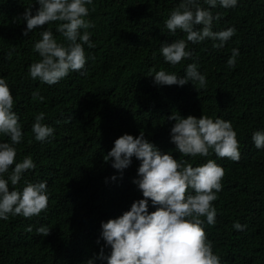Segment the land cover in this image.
<instances>
[{
  "label": "trees",
  "instance_id": "obj_1",
  "mask_svg": "<svg viewBox=\"0 0 264 264\" xmlns=\"http://www.w3.org/2000/svg\"><path fill=\"white\" fill-rule=\"evenodd\" d=\"M181 2L92 0L85 19L93 25L87 31L94 46L83 45L84 69L48 85L30 76V66L41 59L34 46L46 30L66 46L68 41L57 31L62 22L25 36L23 16L27 8L36 14L37 0H0V78L10 87L23 132L22 142L14 145L15 162L31 157L35 164L17 185L9 180V190L46 181L49 197L47 209L37 216L9 214L0 219V264H81L98 251L104 241L102 222L118 218L143 199L133 183L141 162L133 157L121 173L104 157L120 136L139 137L141 131L162 153L193 167L215 160L225 169L222 190L213 201L215 224L201 217L207 239L221 264H264V149L252 140L254 132L264 129V0H237L231 8L221 7L219 0L215 7L198 0L213 15V31L236 30L221 48L214 47L218 40L187 42L182 30L167 29L166 20ZM181 39L192 55L171 65L161 48ZM233 49L239 50L234 68L227 64ZM193 63L206 76V88L198 91L191 81L183 86L154 81L160 70L184 77ZM34 92L39 93L35 99ZM41 112V123L54 129L45 141H37L32 132ZM173 113L231 122L239 161L220 158L213 150L207 157L182 155L171 142ZM5 142L11 143L10 137L0 134V143ZM156 207L149 200V212ZM236 222L243 230L234 227ZM41 227L50 234H38Z\"/></svg>",
  "mask_w": 264,
  "mask_h": 264
},
{
  "label": "clouds",
  "instance_id": "obj_2",
  "mask_svg": "<svg viewBox=\"0 0 264 264\" xmlns=\"http://www.w3.org/2000/svg\"><path fill=\"white\" fill-rule=\"evenodd\" d=\"M39 8L35 15L27 8L23 18L27 21L24 35L46 24L60 21L57 31L62 33L68 44L58 43L51 30L42 32V39L34 48L41 57L30 66L32 79L53 85L66 77L70 71H81L86 64L83 47H93L90 33L93 27L85 17L89 14L88 4L92 0H37ZM215 7L218 0H205ZM224 8L237 5V0H219ZM219 14L216 19L218 20ZM211 11L201 8L198 0H182L166 20V27L172 33L178 29L186 33V41L197 43L206 39L218 40L214 47L221 48L235 34V28L212 30ZM202 25L197 29L196 26ZM81 29L84 30L81 34ZM79 41V42H78ZM181 39L165 44L161 52L166 62L176 65L191 57L187 43ZM11 58V53L8 54ZM239 50L233 49L227 61L234 68ZM152 76V75H150ZM154 81L160 85L183 86L191 81L195 88H206V76L197 70L196 64H189L184 77L169 74L164 70L155 72ZM38 92L33 93L35 99ZM43 100V97H40ZM14 98L5 79L0 78V134L10 137L11 143H0V219L9 214L30 218L47 209L49 197L47 182L26 183L22 191L9 190V180L17 185L22 174L34 169L31 157L16 163L17 145L22 142L23 132L18 115L13 111ZM169 119L175 120L171 128V142L184 156L207 157L210 150L220 158L239 161V141L231 122L223 119L193 115L178 116L175 113ZM44 113L35 117L32 132L37 141H45L52 136L54 129L41 121ZM252 135L255 147L264 149V129H258ZM139 160L138 178L133 181L143 193V199L135 201L129 211L121 216L102 222V239L99 250L81 264H221L220 257L213 252L212 242L207 239L203 227L206 217L210 225L215 224L217 215L213 201L216 193L222 190L225 169L215 160H208L193 167L186 160L176 159L170 152L162 153L147 140L144 132L139 137L124 134L115 140L114 147L104 157L105 162L112 160V166L120 170L128 168L132 158ZM15 164L6 180L3 174ZM112 179H116L115 176ZM93 188V187H92ZM193 191L195 194H193ZM149 200L156 207L149 212ZM237 230H243L239 222L234 224ZM31 231L29 227L27 229ZM38 234L47 236L50 230L41 227ZM99 243V240L97 241Z\"/></svg>",
  "mask_w": 264,
  "mask_h": 264
}]
</instances>
